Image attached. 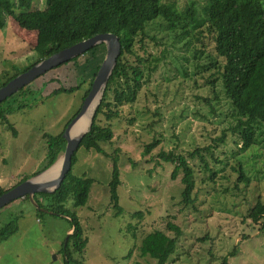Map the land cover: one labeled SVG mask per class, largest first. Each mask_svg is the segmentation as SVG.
Segmentation results:
<instances>
[{
	"label": "trees",
	"instance_id": "16d2710c",
	"mask_svg": "<svg viewBox=\"0 0 264 264\" xmlns=\"http://www.w3.org/2000/svg\"><path fill=\"white\" fill-rule=\"evenodd\" d=\"M32 2L20 0L17 6L12 0H0V30L6 26L5 19L11 17L22 28L37 32L33 48L36 61L23 70L14 67V75L3 82L0 79V88L38 62L77 43L101 34H113L120 39L122 48L117 65L93 118L91 130L78 149L94 151L111 159L112 175L108 191L111 210L116 217L124 214L119 195L122 185L120 149L109 154L103 147L113 143L112 121L121 117L123 107L133 106L140 91L148 87L159 71L166 67L169 39L188 38L186 46L193 41L194 59L198 62L204 55L208 58V64L201 69L212 72L210 77L203 78L208 84V95H197L196 100L209 108L210 115L218 118L221 113L216 103H219L222 92L233 112L218 121L221 129L218 126L215 135L206 144L194 145V148L182 152L168 151L162 146V138L153 137L144 146L143 155H149L151 161L157 159L159 164L173 166L171 178L177 180L181 177V205L184 208L196 209L204 198L206 202L218 205V210L225 211L226 207L235 212V206L224 204V200L235 203L238 209L241 204L237 197L241 195L247 207L243 206L244 209L235 214H241L243 223L250 222L260 230L264 228V201L258 184L262 181L259 175H263L264 171L253 168V173L257 175L251 176L241 158L253 152L250 163L255 165L257 158L261 160L264 157V0H206L203 4L189 1L181 8L169 0H45L42 10H32ZM207 40L209 45L205 43ZM101 46L105 45H98L82 56L95 53ZM80 57L41 75L31 85L1 103L0 125H9L16 138L18 133L10 124L9 115L34 106L39 95L40 98L41 95H70L80 90L83 83L66 87L57 80L50 81L47 94L43 89L47 85L46 77L62 67L73 64L77 74ZM101 65L97 67L83 101L89 95ZM192 80L198 88L196 78L192 77ZM39 81L42 84L40 88L37 85ZM27 99H33V104L24 103ZM155 102L158 103L157 97ZM142 114L150 120V130L155 129L164 118L161 106L154 111L145 108ZM201 117L208 118L205 114ZM133 122L130 121L131 124ZM63 135L64 131L56 136L44 134L47 164L43 171L55 164L64 153L66 140ZM158 148V153L153 154ZM78 150L72 156L71 169L60 188L54 193L35 196L39 206L45 210L35 209L38 216L61 217L69 222V230H73L62 249L65 264H85L83 254L89 243L79 217L67 208V203L72 201L76 208L87 206L92 186L96 183L85 175L73 174V167L79 161ZM132 166L136 167L133 161ZM27 179H21L18 184ZM251 189L259 191V196L256 197L258 194ZM6 191L1 188L0 196ZM248 191L253 200L246 197ZM23 199L29 201L28 197ZM144 218L143 211L133 212L124 226V233L135 241L134 254L129 253L126 258L132 260L131 264H142L136 260L137 250L142 259L169 264L178 251L181 229L172 223H168L165 231L145 229ZM18 222L17 217L0 229V243L18 232ZM167 231L174 232L175 236H170ZM242 238L244 241L250 237L243 235ZM237 251L238 248H234L220 264H229V257L236 256Z\"/></svg>",
	"mask_w": 264,
	"mask_h": 264
},
{
	"label": "rangeland",
	"instance_id": "374dc122",
	"mask_svg": "<svg viewBox=\"0 0 264 264\" xmlns=\"http://www.w3.org/2000/svg\"><path fill=\"white\" fill-rule=\"evenodd\" d=\"M12 1L19 6L20 0ZM169 1L180 8L189 1L206 2ZM44 8L45 0H33L32 10ZM5 23V28L0 30L1 82L15 74L14 67L23 70L37 59L33 51L37 32L22 28L11 17H7ZM187 42L188 38L169 39L166 67L159 71L148 87L140 91L133 106L122 108L121 117L112 121L113 143L103 145L109 154L120 149L122 185L119 195L120 205L124 209L122 216L116 217L111 210L108 191L112 175L111 159L84 148L77 152L79 161L73 167V174L96 180L87 206L76 208L72 201L67 203V208L79 217L85 237L89 239L83 254L85 264H131L132 260L126 257L129 253L134 254L135 241L123 229L130 214L138 211L144 212L145 229L165 231L168 223L181 229L178 251L169 264H220L222 258L234 248H238V251L236 256L229 257V264H264V228L260 230L250 222L243 223L239 216L241 214H235L241 208L244 209L243 206L247 207L243 196L237 197L241 204L238 209L235 203L224 200V204L235 206V212L226 207L225 211L218 210V205L206 202L204 198L196 209H186L181 205V177L177 180L171 178L173 166L162 162L159 164L157 159L151 161L149 155H143L144 146L153 137L162 138V146L168 151L182 152L194 148V145L206 144L215 135L218 121L233 112L222 92L219 103H216L221 113L218 118L210 115L209 108L196 100L197 95H208V84L203 78L210 77L212 72L201 69L208 64V58L202 56L198 60L201 64H197L193 41L186 46ZM205 43L209 45L208 40ZM208 51L211 52L210 47ZM106 53V46H101L95 53L80 57L77 74L73 64L51 72L46 77L47 85L43 87L46 89L45 94L53 80L63 82L66 87L83 83L81 89L70 95H41V98L39 95L35 102L34 96L33 99L25 100L24 103L31 105L34 102L35 105L8 116L10 124L17 130L16 138L9 125H0V189L9 190L21 179L43 172L47 164L44 134L56 136L63 131L65 133L80 113L89 83ZM192 77L196 78L198 88L194 86ZM37 85L38 88L42 87L40 81ZM156 97L158 103L155 102ZM157 106H161L164 118L155 129L150 130V120L142 114V110L150 108L154 111ZM199 112L207 115V120ZM131 120H134L133 124ZM158 150L153 154L158 153ZM252 153L241 156L251 176L257 175L253 173V168L264 171V157L261 160L257 158L253 166L250 163ZM132 161L136 164L135 168ZM259 178H262L258 184L264 201V172ZM254 193L258 194L256 197L259 196L256 189ZM246 197L253 200L250 191ZM35 209L30 200L18 199L0 210V229L17 217L19 220L18 232L0 243V264H65L62 249L69 236V222L61 217H40ZM211 213L213 215L209 217ZM72 233L73 230L70 231ZM167 233L175 236L174 232ZM243 235L250 238L243 241ZM135 253L139 263L156 264L151 259L140 258L137 250Z\"/></svg>",
	"mask_w": 264,
	"mask_h": 264
},
{
	"label": "water",
	"instance_id": "95a60500",
	"mask_svg": "<svg viewBox=\"0 0 264 264\" xmlns=\"http://www.w3.org/2000/svg\"><path fill=\"white\" fill-rule=\"evenodd\" d=\"M102 44L106 46V57L97 72L91 91L84 100V104L80 113L67 127L63 135L66 140V148L64 153L50 168L27 179L26 181L16 185L2 194L0 196V210L18 199L28 197L37 210L45 211L39 206L35 196L39 193H54L57 191L64 181L65 176L70 171L72 166V156L79 149V146L81 145L85 135L91 130L93 118L97 109L99 108L110 77L112 76L117 65V60L121 54L122 48L120 39L113 34H101L91 39L77 43L70 48L64 49L50 56L49 58L38 62L30 69L19 74L0 88L1 104L19 93L25 87L31 85L41 75H44L48 71L84 55L94 47ZM96 99L97 102L95 104L88 127L82 131L75 132L74 127ZM59 161L62 162L60 172L56 177H54V174L51 177L50 174H52V170Z\"/></svg>",
	"mask_w": 264,
	"mask_h": 264
},
{
	"label": "bare ground",
	"instance_id": "6f19581e",
	"mask_svg": "<svg viewBox=\"0 0 264 264\" xmlns=\"http://www.w3.org/2000/svg\"><path fill=\"white\" fill-rule=\"evenodd\" d=\"M96 102L97 99L94 100V102L90 105V107L87 109L85 114L81 117L80 121H78V123L74 127L75 132L82 131L88 127ZM61 163L62 162L59 161L58 164L54 167V169L52 170V174H50L51 177L53 176V174L54 177H56L59 174L61 169Z\"/></svg>",
	"mask_w": 264,
	"mask_h": 264
},
{
	"label": "crops",
	"instance_id": "0c3cea01",
	"mask_svg": "<svg viewBox=\"0 0 264 264\" xmlns=\"http://www.w3.org/2000/svg\"><path fill=\"white\" fill-rule=\"evenodd\" d=\"M67 231H68V233H69V235H70V231H71V230L68 229Z\"/></svg>",
	"mask_w": 264,
	"mask_h": 264
}]
</instances>
